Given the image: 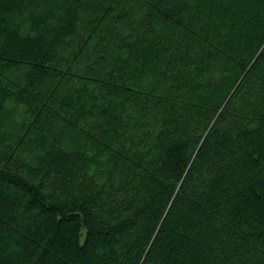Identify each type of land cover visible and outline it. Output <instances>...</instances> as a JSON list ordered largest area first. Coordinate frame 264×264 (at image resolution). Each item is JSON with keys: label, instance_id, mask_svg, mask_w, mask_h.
<instances>
[{"label": "trees", "instance_id": "16d2710c", "mask_svg": "<svg viewBox=\"0 0 264 264\" xmlns=\"http://www.w3.org/2000/svg\"><path fill=\"white\" fill-rule=\"evenodd\" d=\"M0 264H264V0H0Z\"/></svg>", "mask_w": 264, "mask_h": 264}]
</instances>
